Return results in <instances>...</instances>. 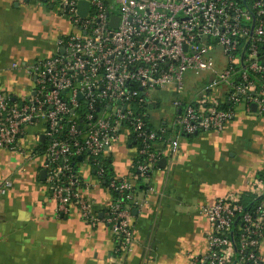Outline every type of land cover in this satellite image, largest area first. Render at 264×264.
<instances>
[{"label":"built area","instance_id":"2783aa9c","mask_svg":"<svg viewBox=\"0 0 264 264\" xmlns=\"http://www.w3.org/2000/svg\"><path fill=\"white\" fill-rule=\"evenodd\" d=\"M49 1L71 29L58 35L55 54L26 66L34 80L27 99L14 103L0 91V148L21 152L24 127L44 122L43 170L54 210L108 225L118 239L115 252L123 255L133 248L131 209L140 202L133 174L107 175L102 153L128 128L137 148L133 169L148 177L162 156L155 143L164 141L165 128L147 125L146 96L170 85L183 90L186 72L210 74L197 94L211 104L201 110L173 101L170 153L184 134L221 131L234 105L255 103L264 116V0H84L85 15L77 13L80 0ZM111 15L118 17L114 28ZM221 87L229 103L224 109L210 97ZM79 156L117 193L101 219L94 201L78 193L82 182L72 164ZM10 185L1 182L0 196ZM200 213L208 221L207 252L190 264H264V171L244 191L216 197Z\"/></svg>","mask_w":264,"mask_h":264},{"label":"crops","instance_id":"0c3cea01","mask_svg":"<svg viewBox=\"0 0 264 264\" xmlns=\"http://www.w3.org/2000/svg\"><path fill=\"white\" fill-rule=\"evenodd\" d=\"M70 29L49 0H0V91L14 103L27 99L34 80L26 66L55 54L58 35ZM225 92L222 87L212 91L217 107L229 106ZM197 93H183L180 100L204 110L211 103ZM149 106L159 110L154 128L173 127L174 105L169 125L160 99L147 103L145 113ZM232 112L221 131L182 136L174 153L167 140L171 132L166 141L155 143L165 164L157 162L148 177L134 181L140 205L131 209L133 248L123 255L116 254L118 239L108 225H90L74 211L54 210L46 192L42 148L35 139L42 136L44 122L25 126L21 152L0 148V184L11 182L0 196V264H190L192 257L207 252L208 221L201 206L225 193L244 191L247 181L264 171V116L244 103L234 105ZM136 154L130 131L123 128L102 156L111 175L125 177ZM75 169L82 182L78 193L94 201L101 219L112 200L104 180L84 158H78ZM259 253L264 262V235Z\"/></svg>","mask_w":264,"mask_h":264},{"label":"rangeland","instance_id":"374dc122","mask_svg":"<svg viewBox=\"0 0 264 264\" xmlns=\"http://www.w3.org/2000/svg\"><path fill=\"white\" fill-rule=\"evenodd\" d=\"M213 53L217 54V50H215ZM208 79H209V73L207 72L201 73L199 75H194L192 72H186L184 79L185 86L183 90L177 91L174 86L170 85L161 89H155L149 91L148 95L146 96V99L149 100V102H154L155 99L161 100L163 109H166L165 116L166 118H168L167 124L169 125L170 121L174 117V113L172 112V109L174 110L172 101H174L175 99H182L183 93H190V95L192 96L194 93L199 91L203 85H205ZM151 108L152 107L149 106L146 109L147 122L151 127L154 128L156 123L160 122V116H159V110L157 108L155 110H152ZM102 161H104V163L106 162L105 159H102Z\"/></svg>","mask_w":264,"mask_h":264},{"label":"water","instance_id":"95a60500","mask_svg":"<svg viewBox=\"0 0 264 264\" xmlns=\"http://www.w3.org/2000/svg\"><path fill=\"white\" fill-rule=\"evenodd\" d=\"M88 8H89V6H88V3L86 1H84V0L78 1V3H77V13L78 14L85 15V13L87 12ZM117 20H118V17L116 15H111L110 16V21H109V26H111L113 28L116 27ZM63 52H64V48L63 47H60L59 48V53L62 54ZM250 107H251V110L252 111H255L256 110V104L255 103H251L250 104ZM41 140H43V136L40 137V141ZM78 158H81V156H79ZM158 164L160 166H163L165 164V158H161L158 161ZM42 174H44V172H42Z\"/></svg>","mask_w":264,"mask_h":264},{"label":"trees","instance_id":"16d2710c","mask_svg":"<svg viewBox=\"0 0 264 264\" xmlns=\"http://www.w3.org/2000/svg\"><path fill=\"white\" fill-rule=\"evenodd\" d=\"M260 49H261V52H262V53H260V55H261V54L264 53V48L261 47ZM10 101L13 102L11 99H10ZM225 107L226 106L223 105L222 107H219V108H223L224 109ZM143 110H144V108L141 111H143ZM147 125L149 126L148 122H147ZM162 127L165 128V134H164V137L163 138H164V141H166L167 136H168V135L166 136V134H169L170 132L173 134L175 128L172 127V128L167 129L164 125ZM191 135H193V134H189V135L184 134L183 137L191 136ZM39 146L42 148V152H43L44 142L43 141L42 142H39ZM77 160H78V157H75V160L73 162L76 163ZM103 163H104V161H103ZM105 163H104V165H105L104 166L105 167V171H106L107 175H110L109 174V169L107 168V164H105ZM72 166H73V168H75V164H72ZM130 172H131V174H133V177H134L135 180H138L140 178V175L138 174V172L136 170L132 169ZM111 195H112L113 198L114 197H117V193L116 192H112Z\"/></svg>","mask_w":264,"mask_h":264}]
</instances>
